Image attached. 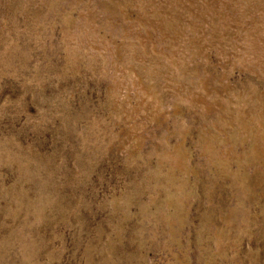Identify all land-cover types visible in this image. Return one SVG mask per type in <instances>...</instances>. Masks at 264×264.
Segmentation results:
<instances>
[{
  "label": "rangeland",
  "instance_id": "rangeland-1",
  "mask_svg": "<svg viewBox=\"0 0 264 264\" xmlns=\"http://www.w3.org/2000/svg\"><path fill=\"white\" fill-rule=\"evenodd\" d=\"M0 264H264V0H0Z\"/></svg>",
  "mask_w": 264,
  "mask_h": 264
}]
</instances>
